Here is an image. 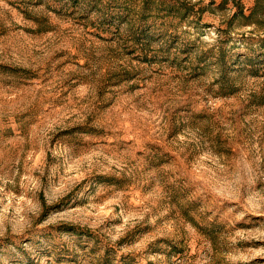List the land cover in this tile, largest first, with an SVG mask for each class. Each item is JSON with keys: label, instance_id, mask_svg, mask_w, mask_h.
Wrapping results in <instances>:
<instances>
[{"label": "rangeland", "instance_id": "obj_1", "mask_svg": "<svg viewBox=\"0 0 264 264\" xmlns=\"http://www.w3.org/2000/svg\"><path fill=\"white\" fill-rule=\"evenodd\" d=\"M0 264H264V0H0Z\"/></svg>", "mask_w": 264, "mask_h": 264}]
</instances>
